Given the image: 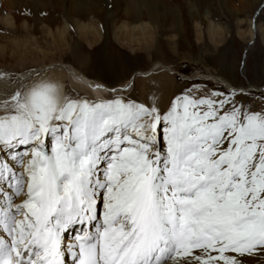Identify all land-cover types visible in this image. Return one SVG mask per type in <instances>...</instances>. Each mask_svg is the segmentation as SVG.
Masks as SVG:
<instances>
[{
    "label": "snow or ice",
    "instance_id": "1",
    "mask_svg": "<svg viewBox=\"0 0 264 264\" xmlns=\"http://www.w3.org/2000/svg\"><path fill=\"white\" fill-rule=\"evenodd\" d=\"M90 102L38 81L0 104V264L264 256V88Z\"/></svg>",
    "mask_w": 264,
    "mask_h": 264
},
{
    "label": "rangeland",
    "instance_id": "2",
    "mask_svg": "<svg viewBox=\"0 0 264 264\" xmlns=\"http://www.w3.org/2000/svg\"><path fill=\"white\" fill-rule=\"evenodd\" d=\"M86 1L94 2L96 5L100 2L103 11L98 12L99 14L94 18L74 19H80L85 23L90 22L97 29L101 28L99 30L101 36L95 37V41L88 30L79 32L72 21L66 33L65 43L53 42L48 35L46 28L53 29L51 33H56L54 28L60 27L62 21L65 20V13L69 8L68 0L39 1L38 7L42 18L38 25L33 22L22 24L17 21V18H9L10 23L7 24L3 18H0V69L6 73L20 74L52 63H68L80 68L91 77L100 75L104 82L113 83L122 80L124 75L128 76L134 70H148L152 63L160 61L173 70L170 76L173 84L171 83L168 99L184 89H204L206 86L212 88L214 85L223 88L211 80L195 77L196 73H212L224 77L231 83L251 82V90L256 94L255 99L259 100L260 89L264 88V41L256 26L262 24L264 28V0H248L250 6L245 13L241 14L242 17L244 16L242 18L244 20L239 24L242 31L246 29V21H248L245 17L252 19L255 35L253 39L248 35L239 36L236 33L235 19L227 11L224 0H159L158 8L165 17L154 18L153 21L145 19L150 25L149 32L153 33L151 40L148 41L150 37L146 35V43L141 40V33L136 31L135 36H138L140 42L130 45L124 43L125 32L120 31L114 34L113 27L119 21L130 24L138 20L136 18H109L107 10L110 7L109 3L112 4L110 11L130 8L132 0ZM13 2L12 7H20L23 12V9L31 8L33 4V0H0V17ZM188 8L208 9L212 12V18L208 19L225 25L229 30L222 42L211 40L203 23L199 24L200 30L202 28L201 31L199 30L200 35L193 23L186 24L185 11ZM14 10L17 9L12 10L11 16L15 15ZM175 11H179L184 17L180 18L181 28L176 18H173ZM27 34L34 35V37ZM118 38L124 40L123 43ZM21 39L27 40L23 42ZM82 56L86 59L84 67L78 62ZM99 65H103L104 68L106 66L105 74L108 69V71L111 70L109 73L112 79L109 80L101 75ZM37 70L40 72V69ZM64 84L66 98L78 97V95H70L71 88L68 82L65 81ZM133 95L139 97L137 89L134 90ZM109 98L100 97L97 100L102 101ZM247 264H264V256L248 257Z\"/></svg>",
    "mask_w": 264,
    "mask_h": 264
},
{
    "label": "bare ground",
    "instance_id": "3",
    "mask_svg": "<svg viewBox=\"0 0 264 264\" xmlns=\"http://www.w3.org/2000/svg\"><path fill=\"white\" fill-rule=\"evenodd\" d=\"M39 1L41 0H33L32 7L28 9H23L24 12L20 10V7L13 8L12 7V5H14L13 2L11 6L10 5L8 6L5 12H2L0 18H3V20L7 24L10 23L9 18H17V21L19 23L27 24L29 22H33V24L38 25L40 24L42 18L41 11L39 12V7H38ZM109 4L110 7L108 6L109 10H107V14L109 18H114V19L136 18L138 20L135 23H130V24L125 23V21H119L116 22V25H114L113 27L114 34L120 31L125 32L124 38L126 37V40L124 43L126 45H130L135 42L136 43L140 42L138 36H135L134 32L136 31L141 33L140 34L141 40L145 41L146 35L150 37V38L148 37L149 39L147 38L148 41L151 40L152 38L151 34L153 33L149 32L150 25L145 19H149L153 21L154 18L165 17V15L161 13L160 9L158 8L159 0H132L130 8H125V9L120 8L116 11H110L112 4L111 3ZM224 5L227 11L229 12V14L231 15V17L235 19L236 33L239 36L248 35L249 38L253 39L255 35H254V27L252 25V19L246 16L245 17L246 20L248 19V21H246L247 22L246 29L242 31L241 30L242 28L240 29L239 27L240 26L239 24H241L242 20H244L242 19L244 16L242 17L241 14L245 13L246 9L249 8L250 6L248 4V0H224ZM68 7H69L68 11L67 13H65V20L62 21L61 26L60 27L56 26L54 28L56 33H51L53 29L50 30L49 28H46V31L53 42L65 43L67 41L66 33L71 27L70 21L74 23L76 29L79 32L82 30H88L92 34L94 41H95V37L98 38L99 36H101L99 31L101 28L97 29L90 22L85 23L80 19H74V18H94L95 16L97 17V15L99 14L98 12L103 11V6L101 5L100 2L98 3V5H96L94 2L86 1V0H68ZM13 9H17V10H14L15 15L11 16L10 13L12 12ZM178 12L179 11L174 12L173 18H176V22L178 23L179 28H181L182 22L180 18H184V17L180 12L179 13ZM185 13H186L185 18H187L186 24L193 23V25L197 27L198 34L200 35V31L202 30V28L200 30L199 24L203 23L206 26V31L209 37L211 38V40L213 39V41L215 42L218 43L222 42L225 35L229 31L228 28L225 27V25H221V23L220 24L214 23L212 20L208 19V18H212L211 16L212 12H209L208 9L195 10L193 8L190 9L188 8L185 11ZM213 16H215V14H213ZM256 27L259 29L262 40L264 41V28L262 27V24H258ZM151 28L153 31L154 27L152 26ZM29 36L34 37V35H29ZM197 36L196 38L199 37ZM120 38H118V40ZM25 40L27 39H24L22 41L24 42ZM119 41L123 43L124 40L120 39ZM143 41H141V43H143ZM78 62L82 67L86 65V59L84 58V56H82L78 60ZM102 67L103 65H99V69L102 71L100 72L101 75L110 80L111 77L109 72H111V70L108 71L109 70L108 69L107 73L105 74L106 66L105 68ZM37 69H40V72H38L39 70ZM171 73H173L171 67L160 61H156L152 63L151 67L148 70L145 71L134 70L128 76L124 75L122 80L113 83L104 82L103 77H101L100 75H98L100 77L98 76L91 77L86 73H84L80 68H76L72 64H68V63L67 64L59 63V62L52 63L39 68L31 69L27 73L23 72L20 74L6 73L0 69V104L4 102L10 103L11 102L10 97L14 94L15 91L17 90L23 91L26 86H31L33 83L41 80L55 83L62 97H65L66 90H65L64 82L66 81L68 82V85L71 88V90H69L71 93L70 95L72 96L78 95V97H75L72 100L87 99L90 102L96 101L100 97L103 98L113 97L117 93L126 95L131 90L130 86L133 84V82H135L136 85L135 87L137 89L139 98L142 99L144 97L143 84L145 79H147L148 77H155L156 86L158 88L157 94L161 98L162 102H166L168 100V95L172 83L170 77ZM195 77L211 80L212 82L223 87L228 86L230 83L224 77L212 73H208V74L196 73ZM96 102H98V100ZM3 113H4V109L0 108V115H2Z\"/></svg>",
    "mask_w": 264,
    "mask_h": 264
}]
</instances>
